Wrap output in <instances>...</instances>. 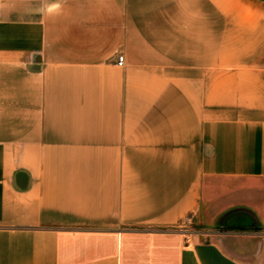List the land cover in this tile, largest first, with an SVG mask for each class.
Listing matches in <instances>:
<instances>
[{
  "label": "crops",
  "instance_id": "obj_1",
  "mask_svg": "<svg viewBox=\"0 0 264 264\" xmlns=\"http://www.w3.org/2000/svg\"><path fill=\"white\" fill-rule=\"evenodd\" d=\"M0 264H264V0H0Z\"/></svg>",
  "mask_w": 264,
  "mask_h": 264
},
{
  "label": "built area",
  "instance_id": "obj_2",
  "mask_svg": "<svg viewBox=\"0 0 264 264\" xmlns=\"http://www.w3.org/2000/svg\"><path fill=\"white\" fill-rule=\"evenodd\" d=\"M116 63L119 65V66H122L124 64V56L122 54H119L116 58ZM188 221V218H185L183 220V222H181V225L180 227L183 226L184 223H186Z\"/></svg>",
  "mask_w": 264,
  "mask_h": 264
},
{
  "label": "clouds",
  "instance_id": "obj_3",
  "mask_svg": "<svg viewBox=\"0 0 264 264\" xmlns=\"http://www.w3.org/2000/svg\"><path fill=\"white\" fill-rule=\"evenodd\" d=\"M60 7L59 4H53L51 5L49 8H48V11L51 12L53 11L54 9H58Z\"/></svg>",
  "mask_w": 264,
  "mask_h": 264
}]
</instances>
